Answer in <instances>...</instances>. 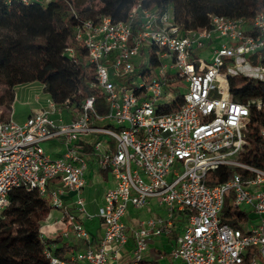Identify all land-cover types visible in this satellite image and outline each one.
Instances as JSON below:
<instances>
[{"label":"built area","instance_id":"obj_1","mask_svg":"<svg viewBox=\"0 0 264 264\" xmlns=\"http://www.w3.org/2000/svg\"><path fill=\"white\" fill-rule=\"evenodd\" d=\"M17 1L46 6L56 0ZM145 2L136 0L126 20L102 15L73 26L74 40L95 68L104 112L94 97L73 110L48 96L45 107L22 123L10 113L0 119V215L16 189L48 197L40 239H48L56 210V237L87 243L67 259L46 249L49 264H142L154 238L172 235L169 256L179 264H264V168L245 157L251 110L233 100L228 85V70L242 66L237 57L259 52L256 67L264 73V12L254 16L252 31L242 19L221 15H211L207 27L184 31L171 6L160 11ZM200 50L208 61L196 55ZM63 54L71 59L73 49ZM175 92L179 108L159 112L176 100ZM254 106L259 110L264 101ZM259 134L264 139V128ZM51 139L63 143L61 157L46 154L43 144ZM258 155L264 158V151ZM90 161L111 184L95 214L82 194ZM221 167L230 169L228 179L207 185L206 175ZM151 203L158 212L126 224L129 204L141 210ZM226 205L228 218L239 210L248 221L240 228L223 222ZM94 218L102 233L92 244L84 223Z\"/></svg>","mask_w":264,"mask_h":264},{"label":"trees","instance_id":"obj_2","mask_svg":"<svg viewBox=\"0 0 264 264\" xmlns=\"http://www.w3.org/2000/svg\"><path fill=\"white\" fill-rule=\"evenodd\" d=\"M135 1L56 0L46 6L24 5L17 0L0 2V107L10 110L15 100V88L36 82L57 106L67 103L77 110L86 98L94 97L97 110L104 112L100 104L101 90L93 84L95 68L88 61L85 47L74 40L73 26L79 19L96 20L102 15L113 21L126 20ZM69 4L76 16L69 12ZM145 5L160 11L171 6L176 23L184 31L207 27L211 15L240 18L246 31H252L254 16L264 12V0H146ZM67 47L73 49L71 59L63 54ZM149 53L153 69L152 48ZM228 85L233 100L248 104L251 110L245 129V157L253 158L264 168V158L258 155L264 151V139L259 134L264 128V107L257 110L254 106L256 100L264 101V79L228 73ZM175 93L176 100L159 108V112L179 108L180 97L178 92ZM0 119L6 120L8 116L0 114ZM101 174L105 172L101 171ZM229 174L228 167H221L210 171L205 182L211 186L227 180ZM9 201L8 208L0 215V264H49L44 253L46 249L54 256L67 259L75 250L87 247V243L80 240L62 243L58 236L52 240L40 239V226L51 210L48 197L16 189L9 195ZM229 212L226 205L221 220L231 226L240 228L248 221V216L239 210H234L232 218L227 217Z\"/></svg>","mask_w":264,"mask_h":264},{"label":"crops","instance_id":"obj_3","mask_svg":"<svg viewBox=\"0 0 264 264\" xmlns=\"http://www.w3.org/2000/svg\"><path fill=\"white\" fill-rule=\"evenodd\" d=\"M36 83V82H35ZM34 84V83H33ZM39 84V83H37ZM40 85V88H42V85ZM43 91V90H42ZM32 92V91H31ZM44 93V92H43ZM44 95H47L44 93ZM48 97V96H47ZM45 101L41 102L40 97L37 95L34 97V102L27 107L26 112L24 115L18 116L17 119H15V114L12 110V105L11 109L7 110L5 107H0V114H6V117H9L10 113V118L18 123L24 122L30 115L36 113L46 105V98ZM16 98V94H15ZM15 101V100H14ZM5 110V111H4ZM70 118V117H69ZM68 120V119H67ZM44 150L46 154L51 157V158H58L63 155L64 152V145L59 139H51L49 141H46L44 144ZM109 182V176L105 172V174H101V171L99 172L95 164L93 163L92 165L90 164L87 172H86V186L84 187L83 190V197L85 199L86 205L91 206V201L87 200L85 197L86 194H93L96 195V197H99L98 201H95V208L97 209L98 206L101 205L102 203V197L105 192V190L110 186ZM67 204L72 203V199L68 197L65 201ZM87 210V207H86ZM158 212V207L151 203L149 205V208H144L141 210H135L131 207V210H127V214L124 217V221L126 222L127 225L130 226H135L138 221L143 220L147 218L151 213ZM53 212H51V218L49 219L48 223L50 224L49 226L46 227V231L48 232L47 238L48 239H54L56 235L59 233L58 225H52V223L59 219V215H53ZM94 218L92 221H87L84 223V226L89 234V232H92V238L93 240L90 239L92 244H95L98 239L101 237L102 229L100 222L98 220V225L94 224L95 223ZM98 219V218H97ZM61 242H66V243H71V241H62ZM174 243V238L169 237V238H154L152 242L149 244V249L146 251L144 255V260L142 264H147V263H157V264H179L178 262H175L172 260V258L169 256V252L173 246ZM78 251V250H75ZM74 251V252H75ZM73 253V252H72ZM69 256V255H68ZM67 256V257H68ZM70 264H83V263H70Z\"/></svg>","mask_w":264,"mask_h":264},{"label":"rangeland","instance_id":"obj_4","mask_svg":"<svg viewBox=\"0 0 264 264\" xmlns=\"http://www.w3.org/2000/svg\"><path fill=\"white\" fill-rule=\"evenodd\" d=\"M205 52L203 50H200L196 53V55L200 56L201 58H203L204 60L208 61L207 57L204 55ZM264 54V53H262ZM259 52H256L248 57H237L236 61L238 63H242V66H239L237 68H230L228 70V73L230 75L232 74H247V75H251L254 77H258L261 79H264V74L260 73L257 66V63L259 62V58H258ZM246 63H243V62ZM32 91V92H31ZM15 94H16V98L15 101L13 102L12 105V110L15 114V119H17L18 116L24 115L26 112L27 107H29V105L31 103L34 102V97L35 96H39L40 97V101L44 102L45 101V97H47V95H44L42 88H40V85L37 83H29V84H24V85H19L15 88ZM5 111V110H4ZM3 115H7L3 114ZM69 115L64 112L63 113V118L64 120L69 119ZM44 146V145H43ZM85 197L87 200L91 201V206L86 205L87 207V211L91 214H95L96 213V208H95V201L99 200V197H96V195H91V194H86L85 193ZM128 209L131 210V205H128ZM53 215H59V212L54 210L52 211ZM98 225V219H95V223ZM92 232H89V238L91 240H93L92 238Z\"/></svg>","mask_w":264,"mask_h":264}]
</instances>
